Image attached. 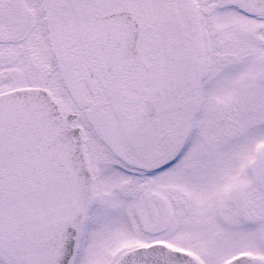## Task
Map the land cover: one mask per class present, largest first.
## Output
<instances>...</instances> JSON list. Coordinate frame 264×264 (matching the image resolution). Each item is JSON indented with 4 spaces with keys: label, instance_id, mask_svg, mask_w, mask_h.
<instances>
[{
    "label": "snow or ice",
    "instance_id": "6c2138e0",
    "mask_svg": "<svg viewBox=\"0 0 264 264\" xmlns=\"http://www.w3.org/2000/svg\"><path fill=\"white\" fill-rule=\"evenodd\" d=\"M0 264H264V0H0Z\"/></svg>",
    "mask_w": 264,
    "mask_h": 264
}]
</instances>
